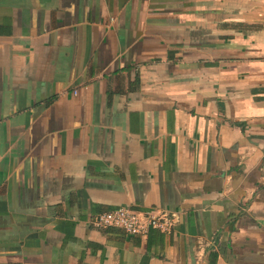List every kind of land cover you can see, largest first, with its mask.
Listing matches in <instances>:
<instances>
[{
  "label": "crops",
  "instance_id": "crops-1",
  "mask_svg": "<svg viewBox=\"0 0 264 264\" xmlns=\"http://www.w3.org/2000/svg\"><path fill=\"white\" fill-rule=\"evenodd\" d=\"M0 264H264V0H0Z\"/></svg>",
  "mask_w": 264,
  "mask_h": 264
},
{
  "label": "built area",
  "instance_id": "built-area-1",
  "mask_svg": "<svg viewBox=\"0 0 264 264\" xmlns=\"http://www.w3.org/2000/svg\"><path fill=\"white\" fill-rule=\"evenodd\" d=\"M176 220V213L167 210L119 206L93 215L89 224L97 230L114 227L129 235L146 236L154 228L164 233L170 232Z\"/></svg>",
  "mask_w": 264,
  "mask_h": 264
}]
</instances>
